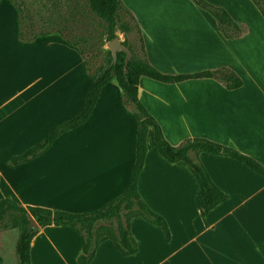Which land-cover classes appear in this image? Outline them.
Wrapping results in <instances>:
<instances>
[{"label":"crops","instance_id":"0c3cea01","mask_svg":"<svg viewBox=\"0 0 264 264\" xmlns=\"http://www.w3.org/2000/svg\"><path fill=\"white\" fill-rule=\"evenodd\" d=\"M123 1L140 22L147 57L159 71L191 74L229 68L244 81L242 88L230 91L212 79L165 84L142 77L139 100L167 141L179 146L189 138L208 139L264 166V18L253 1L206 0L247 27V34L236 40L226 39L217 21L192 0ZM92 86L80 53L62 38L21 43L18 10L10 0H2L0 199L84 214L126 190L136 162L138 122L115 81L102 89L86 123L60 136L42 156L10 165L13 157L78 115ZM147 144L139 192L166 219L171 241L137 218L131 230L138 253L123 256L107 241L92 264H244L258 259V245L264 243V176L234 159L200 154L198 160L213 182L230 197L204 218L197 204L199 185L187 165L161 156L153 130ZM235 236L245 241L232 239ZM1 237L14 261L18 237L12 248L7 233ZM82 248L73 228H42L32 241V263L77 264ZM0 264H10L1 253Z\"/></svg>","mask_w":264,"mask_h":264},{"label":"trees","instance_id":"16d2710c","mask_svg":"<svg viewBox=\"0 0 264 264\" xmlns=\"http://www.w3.org/2000/svg\"><path fill=\"white\" fill-rule=\"evenodd\" d=\"M10 1L19 13L20 42L24 44L36 42L39 38L33 33V26L28 19V8L21 0ZM192 1L217 21L218 28L226 39L236 40L247 34V27L237 23L225 9L216 7L206 0ZM252 1L264 18V0ZM67 23L69 27L56 23L57 32L55 33L62 36V40L67 45L78 50L87 72L93 79V86L78 115L56 127L38 145L13 157L10 165L18 166L42 156L60 136L86 123L94 112L102 89L111 81H115L121 88L124 94V105L133 112L138 122L136 162L126 190L94 212L73 214L41 207H24L13 199H0V230L16 229L19 232L16 243L18 264H33L32 241L40 229L49 226L71 227L80 235L83 248L77 258V264H92L98 248L107 241H111L123 256L136 255L138 244L133 237L131 223L137 218L160 229L166 241H171V231L166 219L154 212L139 192L140 175L148 154L147 139L150 130L154 132L161 156L172 164L183 162L196 179L199 185L197 204L204 218H207L212 210L228 201L230 197L213 182L207 169L198 160L200 154L207 153L234 159L254 173L264 176L262 164L234 147L204 138H189L179 146L171 145L165 138L158 121L143 106L138 97L142 77L165 84L212 79L220 82L227 90H238L244 86V81L233 70L220 68L191 74L160 72L147 57L140 22L123 0H72ZM69 31L74 33L69 35ZM78 31L81 33L72 37ZM118 32L125 36L121 44L128 49L130 57L125 52L118 51L114 62L112 51L105 50V46L118 37ZM46 34H50L49 31L41 35ZM131 41L138 44V51L131 45ZM103 54L107 64L94 72L97 60ZM31 218L37 223L38 228L32 226ZM258 251L264 257V244L258 245Z\"/></svg>","mask_w":264,"mask_h":264},{"label":"rangeland","instance_id":"374dc122","mask_svg":"<svg viewBox=\"0 0 264 264\" xmlns=\"http://www.w3.org/2000/svg\"><path fill=\"white\" fill-rule=\"evenodd\" d=\"M21 1L24 2L26 7L28 8V12H27L28 19L30 20L33 26V33L40 40L55 41L62 37L59 34L55 33L57 32L55 29L56 23H60L61 26L63 24L69 27V24L67 23V19L69 18V7L71 6L72 0H21ZM141 29H142V36L144 38V32H143L142 26H141ZM48 31L50 34L41 35L42 33L48 32ZM71 33H74V32L69 31L68 34L71 35ZM80 33L81 32L78 31L72 37L79 35ZM117 36L120 38L121 42L124 41L125 39L124 34H121L120 32H118ZM131 45L134 47L135 50L137 51L139 50L138 44L135 43L134 41H131ZM105 50H110L108 45L105 46ZM106 64H107L106 59L103 54L97 60L94 72L99 67H105ZM11 230H13L12 233H8ZM4 233H7V240L10 243H12L10 246V248H12L14 247V241H16L17 237L19 236V232L16 229L0 230V253L4 255L6 258L8 257V259L10 260V264H18L17 256H16V259H14L13 261L12 257L9 256L10 254H8V252L4 250L3 241L1 237V235ZM232 239H239L241 241H245L244 238H239L238 236H235V238H232ZM10 252H12V249ZM257 256L259 257L258 259L255 260L254 258H250L249 261L244 264H259L260 260L264 262V259H263L264 257L262 255L258 253ZM232 264H239V263H237L236 261H233Z\"/></svg>","mask_w":264,"mask_h":264},{"label":"water","instance_id":"95a60500","mask_svg":"<svg viewBox=\"0 0 264 264\" xmlns=\"http://www.w3.org/2000/svg\"><path fill=\"white\" fill-rule=\"evenodd\" d=\"M108 47L110 48V50L112 51V54H113V57H114V62L116 61L117 59V52L118 51H122V52H125L127 54L128 57H130V52L128 51L127 48H125L122 44H121V40L119 37L115 38L112 42H110L108 44ZM31 223H32V226L34 228H38V225L37 223L34 221L33 218H31Z\"/></svg>","mask_w":264,"mask_h":264}]
</instances>
